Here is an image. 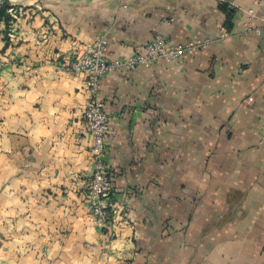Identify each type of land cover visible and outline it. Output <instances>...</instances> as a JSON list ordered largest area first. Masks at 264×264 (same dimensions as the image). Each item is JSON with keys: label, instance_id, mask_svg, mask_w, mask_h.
<instances>
[{"label": "crops", "instance_id": "1", "mask_svg": "<svg viewBox=\"0 0 264 264\" xmlns=\"http://www.w3.org/2000/svg\"><path fill=\"white\" fill-rule=\"evenodd\" d=\"M3 1L0 264H264V0ZM100 37L111 59L208 40L102 80L109 227L85 194L87 77L60 66Z\"/></svg>", "mask_w": 264, "mask_h": 264}, {"label": "built area", "instance_id": "2", "mask_svg": "<svg viewBox=\"0 0 264 264\" xmlns=\"http://www.w3.org/2000/svg\"><path fill=\"white\" fill-rule=\"evenodd\" d=\"M3 3L4 1L0 0V5ZM248 14L253 17V9H249ZM262 20L264 22V16ZM228 34L227 31L224 32V36ZM207 42L208 40L172 42L161 37L148 42L141 51L127 58L111 59L108 56L107 41L104 37H100L88 45L74 60L61 62L60 66L63 70L76 75L85 74L87 77L85 82L87 100L83 108L82 119L92 136L90 155L93 161V171L86 182L85 194L95 223L109 227L113 208L112 173L105 160L111 127L105 111L102 80L122 69L149 67L160 59L176 60L185 52L193 53L202 50ZM1 65L0 61V67Z\"/></svg>", "mask_w": 264, "mask_h": 264}, {"label": "trees", "instance_id": "3", "mask_svg": "<svg viewBox=\"0 0 264 264\" xmlns=\"http://www.w3.org/2000/svg\"><path fill=\"white\" fill-rule=\"evenodd\" d=\"M7 1H5L3 3V5L0 6V17H2L3 15L5 16V12H6V8L8 7L7 6ZM225 9V8H224ZM227 12H229L228 14L231 16L232 15V12L228 11L227 9H225ZM6 18L8 19V15L6 16Z\"/></svg>", "mask_w": 264, "mask_h": 264}]
</instances>
